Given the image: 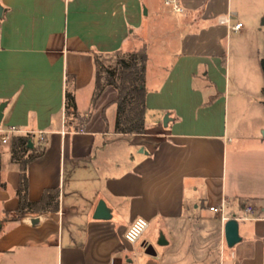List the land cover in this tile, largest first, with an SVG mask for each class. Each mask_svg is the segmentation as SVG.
Listing matches in <instances>:
<instances>
[{
    "label": "crops",
    "instance_id": "crops-1",
    "mask_svg": "<svg viewBox=\"0 0 264 264\" xmlns=\"http://www.w3.org/2000/svg\"><path fill=\"white\" fill-rule=\"evenodd\" d=\"M166 1L0 0V128L24 132L0 143V264H264L261 52L250 59L237 44L232 78V36L247 33L218 22L230 14L242 23L232 0H177L181 14ZM152 40H162L158 55ZM143 47L147 131L120 134L118 92L96 97V57ZM28 135L43 150L28 165L29 200L58 190L59 206L12 221L21 181L12 141ZM100 202L108 218H96ZM137 218L149 228L131 245L125 233ZM230 219L241 238L233 248Z\"/></svg>",
    "mask_w": 264,
    "mask_h": 264
},
{
    "label": "trees",
    "instance_id": "trees-1",
    "mask_svg": "<svg viewBox=\"0 0 264 264\" xmlns=\"http://www.w3.org/2000/svg\"><path fill=\"white\" fill-rule=\"evenodd\" d=\"M114 55L117 57V63L112 68L102 65L103 56L96 57V97L105 87L114 88L118 92L115 131L128 135L145 134L147 50L143 47ZM261 68L264 74V59L261 60ZM66 107L68 110L76 108L75 98L71 92L66 96ZM30 145V135L15 137L12 141V160L21 169V181L17 189L19 208L10 216L12 221L20 220L27 214L55 212L59 206L58 190L46 191L40 201L29 200L28 165L43 154V150H35Z\"/></svg>",
    "mask_w": 264,
    "mask_h": 264
},
{
    "label": "rangeland",
    "instance_id": "rangeland-1",
    "mask_svg": "<svg viewBox=\"0 0 264 264\" xmlns=\"http://www.w3.org/2000/svg\"><path fill=\"white\" fill-rule=\"evenodd\" d=\"M232 6L234 10H240L244 16L240 17V20L242 21L243 26L246 28V36L243 39L237 38V36L233 35L232 36V42H231V61L229 63L230 66V72L233 76L236 73V67L238 65V59L240 57L241 49L240 47L237 46V44L241 43L242 47H246V54H250V59L254 58V48H259L261 52V60L264 59V0H232ZM167 8H170V6H167ZM150 20V18H149ZM235 24V23H234ZM161 30V29H160ZM159 38H162L159 37ZM162 40H152L151 45H152V53L155 55H158L162 51L159 50L158 44L161 43ZM153 44H155L153 46ZM244 45V46H243ZM224 46V53H226V47L223 43ZM154 48V49H153ZM156 48V49H155ZM154 51V52H153ZM254 53V54H252ZM230 54V52H229ZM224 55H222V62H221V68H223V60ZM260 60V63H261ZM102 65L105 67H114L117 63V57L115 55L111 56H103L101 58ZM159 63V61H157ZM261 66V64H260ZM246 67V65H245ZM162 68L160 65H153L151 64L149 66V71L150 74L152 73H162ZM219 70V73H223V69ZM249 72L248 73H254V62L249 63ZM226 244L223 242L222 238L219 240V255L220 258L222 259L223 256L226 254Z\"/></svg>",
    "mask_w": 264,
    "mask_h": 264
},
{
    "label": "built area",
    "instance_id": "built-area-1",
    "mask_svg": "<svg viewBox=\"0 0 264 264\" xmlns=\"http://www.w3.org/2000/svg\"><path fill=\"white\" fill-rule=\"evenodd\" d=\"M165 4L167 6H170L175 13L178 14L184 13V8L178 3L177 0H167ZM233 20L234 18L229 14L220 17L218 19V22L221 25L227 26L230 32L241 31L243 29V24L240 22L234 24ZM21 133L24 132L17 129L16 127H10L6 129L0 128V143L7 144L10 142L12 135L21 134ZM41 139H43V137H41ZM210 210L212 212L221 214L223 222L227 220L223 215V211H224L223 207L221 208L211 207ZM245 211L247 214H250L253 212V208L249 206L245 209ZM148 228H149V222L146 219L137 218L135 221H133V223L130 225V227L127 229L125 233L126 242L131 245H136L143 238Z\"/></svg>",
    "mask_w": 264,
    "mask_h": 264
},
{
    "label": "water",
    "instance_id": "water-1",
    "mask_svg": "<svg viewBox=\"0 0 264 264\" xmlns=\"http://www.w3.org/2000/svg\"><path fill=\"white\" fill-rule=\"evenodd\" d=\"M1 12V9H0ZM3 111H4V105L0 106V126L3 119ZM169 122V117L166 116L164 119V126H167ZM96 218H108V211L106 209V205L104 202H100L98 209H97V215ZM2 225L0 224V230ZM225 240L228 247L233 248L236 244H238L241 240L239 235V223L236 219H230L225 224ZM163 235H161V240L163 239ZM154 254V252H153Z\"/></svg>",
    "mask_w": 264,
    "mask_h": 264
}]
</instances>
